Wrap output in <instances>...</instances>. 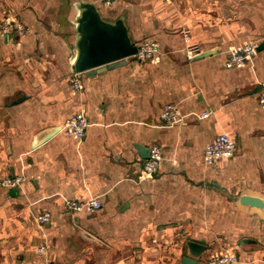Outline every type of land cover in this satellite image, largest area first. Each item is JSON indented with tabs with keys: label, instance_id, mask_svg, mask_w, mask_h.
Returning a JSON list of instances; mask_svg holds the SVG:
<instances>
[{
	"label": "crops",
	"instance_id": "1",
	"mask_svg": "<svg viewBox=\"0 0 264 264\" xmlns=\"http://www.w3.org/2000/svg\"><path fill=\"white\" fill-rule=\"evenodd\" d=\"M76 1L0 0V177H21L0 186V264H181L188 239L208 246L195 264L223 251L264 264V216L230 196L264 193V46L225 64L231 45L263 42L264 0H89L123 17L136 44L159 45L95 73L72 70ZM168 102L183 120L160 116ZM79 110L82 138L63 126ZM220 132L235 154L207 163ZM155 144L159 169L143 176L139 146ZM92 196L98 210L65 205Z\"/></svg>",
	"mask_w": 264,
	"mask_h": 264
},
{
	"label": "water",
	"instance_id": "2",
	"mask_svg": "<svg viewBox=\"0 0 264 264\" xmlns=\"http://www.w3.org/2000/svg\"><path fill=\"white\" fill-rule=\"evenodd\" d=\"M75 6L77 8L75 17L76 52L72 61L74 72H100L124 64L128 57L136 54L138 45L131 38L123 17H117L114 20L106 19L98 6L89 0H77ZM263 46L264 40L257 46V49H261ZM214 51L212 49L204 50L198 53L195 58L209 55ZM59 128L60 126L55 127L40 142ZM139 148L145 151L143 154L146 157L150 156L149 148L142 146ZM225 191L227 192V190ZM230 196L264 216V193L246 189L238 194H230ZM186 244L187 253L183 255L181 264H195L208 247L204 241L194 239H188Z\"/></svg>",
	"mask_w": 264,
	"mask_h": 264
},
{
	"label": "built area",
	"instance_id": "3",
	"mask_svg": "<svg viewBox=\"0 0 264 264\" xmlns=\"http://www.w3.org/2000/svg\"><path fill=\"white\" fill-rule=\"evenodd\" d=\"M113 0H102L105 4H111ZM12 24L6 25V30ZM10 29V28H9ZM135 56L138 59L155 58L159 52V45L155 39L147 38L140 42ZM195 52L192 49L188 50V56L192 57ZM257 53V45L253 41H245L240 44L231 45L227 50L225 64L228 67L235 65H243L252 60ZM72 88L77 91L82 87L80 80L75 76L71 77ZM259 101L264 107V84L259 89ZM208 111H203L198 114L199 117L207 116ZM186 114H183L179 106L174 102H168L163 106L160 116L168 123L180 122ZM88 118L86 112L79 110L69 117L64 123V128L71 132L75 137L82 138L86 132ZM236 141L226 132L218 133L205 146L203 157L205 162L214 163L220 159L232 157L235 154ZM162 159V150L160 146L153 145L150 149V156L142 164L143 176H152L159 169ZM21 177L3 176L0 177V186H15L20 182ZM65 205L68 208L76 211H95L102 207V201L97 196H92L85 199H66ZM38 220L43 222L49 219L50 213L45 211L37 215ZM40 251L44 250V246H40ZM236 254L232 251L215 253L208 257L203 264H231L236 260Z\"/></svg>",
	"mask_w": 264,
	"mask_h": 264
},
{
	"label": "rangeland",
	"instance_id": "4",
	"mask_svg": "<svg viewBox=\"0 0 264 264\" xmlns=\"http://www.w3.org/2000/svg\"><path fill=\"white\" fill-rule=\"evenodd\" d=\"M5 29H6V28H5ZM7 29H8V30H6V31H9V27H8ZM147 38H150V37H147ZM147 38L141 39L140 42H142L143 40H145V39H147ZM223 252H226V251H223Z\"/></svg>",
	"mask_w": 264,
	"mask_h": 264
}]
</instances>
